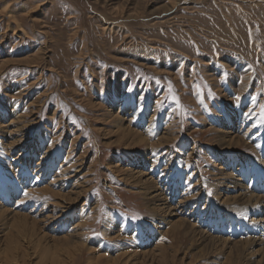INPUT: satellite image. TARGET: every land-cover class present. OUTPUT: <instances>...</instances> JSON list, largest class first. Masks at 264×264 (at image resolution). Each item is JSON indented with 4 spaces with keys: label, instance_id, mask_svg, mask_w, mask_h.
<instances>
[{
    "label": "rangeland",
    "instance_id": "1",
    "mask_svg": "<svg viewBox=\"0 0 264 264\" xmlns=\"http://www.w3.org/2000/svg\"><path fill=\"white\" fill-rule=\"evenodd\" d=\"M262 107L264 0H0V205L14 209L21 169L46 157V171L23 181L32 191L64 165L65 194L74 184L82 192L71 222H83L91 248L67 259L51 228L34 235L23 213H0V264H139L131 250L148 243L146 229L167 248L186 251L190 238L182 229L161 234L154 206L128 178L144 164L179 200L197 190L196 180L206 181L209 193L185 200L202 207L210 235H256L263 228L252 231L238 212L207 199L222 191L217 173L226 169L216 158L217 130L248 124L264 138ZM17 138L24 146L14 149ZM247 143L233 158L252 161L245 184L259 178L264 185V155ZM190 251L193 264H257L217 240ZM184 253L170 259L187 262ZM152 257L144 264H156Z\"/></svg>",
    "mask_w": 264,
    "mask_h": 264
},
{
    "label": "bare ground",
    "instance_id": "2",
    "mask_svg": "<svg viewBox=\"0 0 264 264\" xmlns=\"http://www.w3.org/2000/svg\"><path fill=\"white\" fill-rule=\"evenodd\" d=\"M230 116L231 114L228 115L229 119L232 118ZM247 125L244 126L241 124V127L236 126L235 128L237 129L234 130L233 128L232 132L217 130V132L220 134L219 142L221 145L216 151V158L226 166V169H224V171L220 168L217 173V177H219V180L222 182L221 185H223V187H221L222 191L217 193L214 199L212 197L207 199V201L217 204L218 206L215 207L220 206L227 210V212H238L239 217L235 212L238 220L243 225L248 226L247 228L251 229L252 231L255 232V230H257L256 227H259V230L263 228V230H257L256 235H253L252 237L246 236L237 241L231 240L229 238H221L210 235L206 230L203 229L207 224H205V219L202 217L205 214V212H203V210L201 209L202 207L190 205L188 201L185 200L188 199L191 201V197L194 195L195 191V198L199 196L200 192L209 193L210 191L206 187V181H204L203 179L196 180L197 190L189 192L191 193V197L186 198L185 195V199L182 198V200H179L177 197L171 196L172 192L169 193L168 189H170L171 186L170 188H168L169 186L167 183H161L158 179L150 176L154 175V173L151 174L152 172L148 171L149 169L145 167V164L143 166L140 165L141 169L143 170L137 172L135 175H129L128 178L129 180H133V182H135V186L143 191L144 194L148 197L150 205L154 206L152 216L157 220V222L161 226V229H166V231L161 232V234H167L171 230L175 229H182L185 232V235L190 238L191 245L186 248V251L184 250L185 248L183 245L181 249L180 247H178L177 249H172L173 246L171 245V247L167 248L168 246L166 247L164 244L157 241L159 234L154 233L152 229H146L145 232L142 233L141 237L146 236L148 243L143 245V247L147 248L144 249L139 246V249L141 250H131V257H134V261H136V263L139 262V264H144L145 259L152 255V260L156 264H176V260L170 259L171 255H173L174 253L180 254L181 252L183 254L184 251L185 253L181 260L186 259L187 262H184L182 264H193V257L192 259H190V255L192 254L190 249L192 250L195 249V247L201 246L202 242L206 243L216 240L220 243L221 249L243 252L247 260L253 259L254 261V258H257V261H254L257 264H262V261L264 262V212L262 211L264 210V185H262V180L259 178H257V183L255 185L250 186V184H245L244 181L246 180L244 179L243 171L246 172L249 170L252 161L249 157L246 156L245 158L239 157V160H234L235 158H233L232 155L235 153L233 152V150H235L236 148L242 145L248 146V141H252V147H256L258 149L257 151H260V153L264 155V143L260 142L264 138L261 137V134H257L256 132L253 133L250 128L248 129ZM220 127L223 129H230L232 125H222ZM238 130H241L243 134H238L236 132ZM10 133L14 135V131H10ZM4 137L7 136L5 135ZM146 137L148 138L149 136ZM245 139L247 142L245 141ZM24 141V138L15 139L14 149H17L20 146L23 147L24 145L22 144ZM141 141L142 140L139 139V137H136L137 143ZM52 147H54V149L57 148V144ZM25 152L26 150L22 149L21 152L18 153L19 158H21L22 155L25 154ZM47 153L49 157L51 155L50 151H48ZM12 156H14V154ZM45 159L46 157L39 162L37 161L38 163L35 161L37 164H31L29 165V168H23L19 171L18 180L13 182L14 189H16L14 197V209L12 210L11 207L5 208L0 205V213L5 215L11 214L13 216L14 214L23 213L24 219L30 223L26 225L35 229H33L34 235L37 233L39 236L41 234H44L45 237L47 236V234L45 233L47 231V228H51V230L55 232V234L53 233L52 236L53 240L59 245L66 246L68 248L69 244H74V247H71L69 249L66 248L65 252L62 253L63 257L66 255L67 259H69L74 255V253L80 251L81 248L86 247L87 249L91 250V248L87 246V241L84 240V232L81 228L83 222L78 221L76 224V221L74 223L71 222V212L73 210L71 204L75 202L77 198H80L82 192H80L74 184L72 188L70 187V192L65 194L64 188L68 186L69 180L66 178L65 174H63L64 165L59 172L54 173L53 180L47 186L39 190H27V186L23 181H27L28 177H30L32 174L33 180L36 179V176L34 175L35 172L33 173V171H38L37 169L46 171V164H42V161L46 162ZM16 160L17 159H14V162ZM31 163H33V160L31 161ZM8 169H13L11 163H9ZM47 169H49V167ZM46 174H49V172L47 171ZM255 178L256 176L251 175L249 179ZM185 188L187 187L185 186ZM252 190H254V192H252ZM25 192L28 193L27 196L23 194ZM37 194H40L38 198L36 197ZM51 198H57L58 201L54 203L53 201H51ZM197 207H199V209L202 211H200ZM181 215L185 217L182 218ZM167 219H177V221L173 223L174 227L167 222ZM210 224L211 222L209 223V225ZM142 239L144 238L142 237ZM151 245H154V247L148 249ZM187 252L188 254H186ZM62 255H60L59 257H61ZM206 256L207 254L201 253L200 258H204Z\"/></svg>",
    "mask_w": 264,
    "mask_h": 264
},
{
    "label": "snow or ice",
    "instance_id": "3",
    "mask_svg": "<svg viewBox=\"0 0 264 264\" xmlns=\"http://www.w3.org/2000/svg\"><path fill=\"white\" fill-rule=\"evenodd\" d=\"M169 91H171V88H169ZM173 99H176L175 97H173ZM236 99H239V97H237ZM261 115H262V117H264V107H262L261 108ZM25 196H27L28 195V193L27 192H25V193H23Z\"/></svg>",
    "mask_w": 264,
    "mask_h": 264
},
{
    "label": "crops",
    "instance_id": "4",
    "mask_svg": "<svg viewBox=\"0 0 264 264\" xmlns=\"http://www.w3.org/2000/svg\"><path fill=\"white\" fill-rule=\"evenodd\" d=\"M61 154H64V153H63V151H62V153H61Z\"/></svg>",
    "mask_w": 264,
    "mask_h": 264
},
{
    "label": "trees",
    "instance_id": "5",
    "mask_svg": "<svg viewBox=\"0 0 264 264\" xmlns=\"http://www.w3.org/2000/svg\"><path fill=\"white\" fill-rule=\"evenodd\" d=\"M124 215H127V214H124Z\"/></svg>",
    "mask_w": 264,
    "mask_h": 264
}]
</instances>
